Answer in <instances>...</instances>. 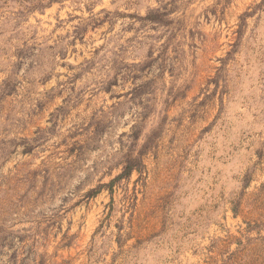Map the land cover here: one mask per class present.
Here are the masks:
<instances>
[{
    "label": "rangeland",
    "instance_id": "rangeland-1",
    "mask_svg": "<svg viewBox=\"0 0 264 264\" xmlns=\"http://www.w3.org/2000/svg\"><path fill=\"white\" fill-rule=\"evenodd\" d=\"M0 264H264V0H0Z\"/></svg>",
    "mask_w": 264,
    "mask_h": 264
}]
</instances>
